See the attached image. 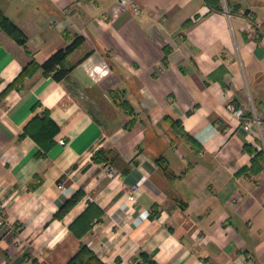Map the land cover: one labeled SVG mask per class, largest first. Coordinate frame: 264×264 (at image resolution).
I'll use <instances>...</instances> for the list:
<instances>
[{
  "label": "crops",
  "instance_id": "obj_1",
  "mask_svg": "<svg viewBox=\"0 0 264 264\" xmlns=\"http://www.w3.org/2000/svg\"><path fill=\"white\" fill-rule=\"evenodd\" d=\"M0 9L27 38L0 29V93L32 56L42 63L75 34L85 44L68 63L92 50L67 79L38 69L0 100V264H66L81 243L106 264H264V160L253 161L264 155V0L221 10L205 0H0ZM98 92L124 120L96 115ZM45 109L58 130L39 157L20 134ZM100 148L119 158L95 161ZM87 208L79 237L69 226Z\"/></svg>",
  "mask_w": 264,
  "mask_h": 264
},
{
  "label": "trees",
  "instance_id": "obj_2",
  "mask_svg": "<svg viewBox=\"0 0 264 264\" xmlns=\"http://www.w3.org/2000/svg\"><path fill=\"white\" fill-rule=\"evenodd\" d=\"M207 4L211 6L212 9L221 10L222 3L220 0H216V4L210 3L208 0H205ZM227 3V0H226ZM0 29L5 32L7 35L12 37L17 43L20 45L26 46L27 38L23 34V32L19 29V27L12 22L0 9ZM85 44V38L82 35L75 34L74 37L70 40V42L62 48L54 51L48 58H46L42 63H38L35 61V58H32L27 62L18 75L9 82L6 87L0 93V100L12 89H20L23 86L24 80L27 77H30L35 74L38 69L42 70L44 75H51L57 81L65 80L68 78L70 72L73 68L85 60L92 52L91 49L85 51L81 57L75 61L68 63L67 57L76 49L83 46ZM112 97L116 100V96L112 93ZM114 100V101H115ZM126 114H130L131 105L129 101L117 98L115 101ZM131 120L125 124V126L130 127ZM175 126V123H173ZM58 126L51 120L49 111L45 109L42 114L35 113L30 120L23 126V132L20 136L30 135L35 141L39 144V149L36 152V155L39 157H43L46 155V152L53 145V135L57 132ZM177 132L187 139L191 140V137L188 136L182 129H177ZM245 149L251 153L255 150L252 149L249 145H245ZM262 151H257L256 154L253 155V161L258 157L261 160H264V155H262ZM119 158L115 153L112 154L110 149L100 148L94 155V159L97 162H107L112 163V160ZM160 161V159H158ZM161 164H163L161 162ZM254 165V163H253ZM128 166V165H127ZM127 166L125 168H127ZM165 169H167L165 167ZM246 168L241 169L244 171ZM240 173V171H239ZM79 193H75L70 198L66 199L59 207V210L56 212L55 216L62 217L73 204L78 200ZM88 216V208L79 215L69 226L71 231L76 235L81 237L87 232L90 228V220H86ZM147 262L149 264H158L153 258L148 257ZM66 264H106L97 254L90 249L86 244L81 243L78 251L68 260ZM212 264V263H211Z\"/></svg>",
  "mask_w": 264,
  "mask_h": 264
},
{
  "label": "rangeland",
  "instance_id": "obj_3",
  "mask_svg": "<svg viewBox=\"0 0 264 264\" xmlns=\"http://www.w3.org/2000/svg\"><path fill=\"white\" fill-rule=\"evenodd\" d=\"M79 56L81 57V54ZM80 90L83 94L84 93L86 94V92H87L86 88H80ZM92 91L96 92V89L94 88ZM98 98L99 99L96 101V104L93 107L96 115L103 118L104 116H107V114L108 115L110 114V115L114 116L113 118L116 120V122L117 121L121 122V120L125 119V117H123V119H121L120 116L115 112L116 111L114 109L115 106L113 105V102L111 103V101H110L111 99H109L107 97L104 98V96H102V95Z\"/></svg>",
  "mask_w": 264,
  "mask_h": 264
},
{
  "label": "built area",
  "instance_id": "obj_4",
  "mask_svg": "<svg viewBox=\"0 0 264 264\" xmlns=\"http://www.w3.org/2000/svg\"><path fill=\"white\" fill-rule=\"evenodd\" d=\"M221 2H222L223 7L226 9V0H221ZM256 26H257V28L261 29V23L260 22H258L256 24ZM228 108L231 111L235 112L237 115H239V116L242 115V111L240 109H237L236 106H235V104L233 102H230L229 103ZM250 126H251V122H249V120L246 121L245 122V127L246 128H250ZM59 142L62 145H65L66 144V140L65 139H62V138L59 140ZM59 187L60 188H63V185H60ZM129 190H130L129 191L130 193L128 195V200L130 202H135L136 201V196H137V193H138V190H139V184L138 183H135V184L131 185L129 187ZM146 214L148 215V213H146Z\"/></svg>",
  "mask_w": 264,
  "mask_h": 264
}]
</instances>
